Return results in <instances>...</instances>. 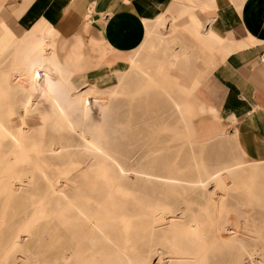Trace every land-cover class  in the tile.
<instances>
[{
	"label": "bare ground",
	"instance_id": "bare-ground-1",
	"mask_svg": "<svg viewBox=\"0 0 264 264\" xmlns=\"http://www.w3.org/2000/svg\"><path fill=\"white\" fill-rule=\"evenodd\" d=\"M53 36L54 32L52 27H50L49 23L45 20H41L29 31L27 38L15 40L12 44L8 45L7 50L12 49V74L9 81L13 82L16 87L26 90L28 97L21 102L20 112L15 110L10 100L0 99V197L4 194L6 195L4 198L9 199V196L12 195L16 170H21L30 166L31 169L37 172L43 179L40 181H46L48 187H50L57 196L58 202L54 205L53 200L49 199L47 201L40 196L36 201L30 204L33 215L30 217L29 221L34 224L41 218L44 219L48 214L47 209L50 207L52 210V218L60 224L61 231L65 234H63V236L66 240L62 242V245L60 244L63 248L61 251L64 257L63 264H85V258H92L95 248L99 247L98 240L103 241L106 247L118 250V255L124 258L128 264H143V260L140 258L130 257L129 250L132 247V243H138L141 239L145 238L148 233L156 234L155 230H157V232L162 231L161 228L159 229V225L166 222L167 218L165 217V212H170V207L176 208L184 206L186 209L191 208L194 203L193 200L190 199V194L198 190V193L194 194V200L202 201V205L204 204L207 207L210 206L215 215V220L217 221L226 211L225 202L229 195L228 190L234 189L235 187H233V185L236 186L237 178L235 174L240 172V170L242 172L247 169L255 168L251 164L253 162H256L257 165L260 166V169L264 168V158H256L251 161H234V163L229 166L220 165L219 167L213 166L208 168L207 166L201 167L197 165L195 171L189 175L185 173H175V171H169L166 175H162L164 179L161 181L162 185L160 183L161 190L158 191V193L151 192L149 194L145 189L137 190L125 187L122 177L119 174L116 175L113 168L114 165H117L119 170L123 171L121 166L107 154L113 153L111 149L112 146L108 144L107 140L103 142V139L108 137V135L104 134L102 128L103 126H107L105 124L107 121L108 106H110L109 99L105 103H102L104 104L103 109L101 114L96 118L86 116L84 120L78 121V123L81 122V126L79 125L81 128L75 127L73 121H70L69 113H71V108L64 111L60 106H57L54 100L56 96H62V98L68 97L72 100V97H74L76 93H79L78 90L81 86L87 87L89 90L93 89L96 84L115 71L108 73L104 70L105 68L103 66L102 70L96 74L94 80H90V73L69 71L67 66L61 64L58 60L55 53V41ZM132 63H134V56L131 57L129 61L130 65ZM141 75L145 79L149 78L147 73L142 72ZM0 80V92L5 93L9 87V81L6 80L5 77H1ZM136 91L137 96L139 94L140 96L142 95L139 88ZM195 104L189 100L182 107V127L184 130L188 128V123L183 118L186 117V119L188 118L191 121L194 114L197 113L199 115L200 113L198 111V106L201 105L195 106ZM35 105L40 107V114L30 119L28 110H30V108L32 109ZM57 112L61 113L60 116L65 119L66 123H71V133L80 132L79 135H77L78 138L82 137L81 130L85 123H92L91 126L99 125L100 127L96 131V136L88 139V142L97 140L98 144L96 145V149L100 154L91 156L90 160L83 166L80 163L76 164V162H74V156H77L79 148L82 146L80 142L77 141L72 143L71 134L69 138L65 134L53 132L48 129V120L53 116L52 114H56ZM130 115L131 113H129V116ZM134 121L135 119H132L129 123L134 124ZM118 123L121 124L122 122ZM191 123L193 122L191 121ZM153 124L154 122L151 123V126H153ZM15 128L18 129V132H11V130ZM28 132H30V134L26 135ZM114 132H116V130L110 131V134L112 135ZM8 137L11 139L9 142ZM28 138L29 143L26 141ZM149 139H151V144L146 145L141 144L140 138L137 137L133 144L124 143L121 145L122 147L119 152L114 151V153H117V156H122L125 159L136 158V162L132 165V168H134L137 163L142 160L143 156L146 158L149 156H158L157 152H159L161 148L156 145V135L152 134L149 136ZM198 142L201 141L196 138V136L194 139L186 141L188 145ZM130 145L133 146L132 149L127 148ZM125 147L127 148L126 151ZM96 157L98 160L94 161ZM58 159H66L68 161V166L56 162ZM111 160L114 165L110 163ZM72 163L75 164L76 167L73 168L71 166ZM6 164L9 165L6 167L8 170L2 171V166ZM17 165H20L21 168L16 169L15 166ZM174 166H176V163ZM241 166L246 169L242 170L243 168ZM254 173L253 178L251 177L252 179L248 178L249 184H247V186L250 195H253L256 177L258 176V179H260L259 174L256 172ZM143 174L145 177H148V182H151V177L161 178L157 172ZM130 178H132V176H130ZM135 179L136 177L134 180ZM38 183L40 184V182ZM76 183L80 185L77 186ZM37 184L36 187L33 186L32 190L29 188L31 194L38 190ZM15 193L17 192L15 191ZM263 193V189H260L261 196H263ZM147 198L153 199L154 202L146 200ZM128 203L133 204L131 206V211L128 210L130 214L119 210ZM152 207L155 208L154 214L151 212L153 210ZM27 208H29V203ZM180 211V216L183 217L185 209H181ZM27 213V210L23 211L22 216L25 217ZM246 216L245 219L249 220L250 215ZM180 220H183V218H180ZM188 221H190L193 228H198L200 220L196 214H193L191 219L189 217ZM44 223L46 224V222ZM241 224L244 229V221H241ZM44 227L45 226H43V229ZM15 229H12L11 233V238L14 240L15 244L25 243V237L28 239L29 237H33L32 233L29 231V222L23 227L20 226V228ZM49 230L51 229L49 228ZM174 233L175 232L164 235L163 241H170V243H194L193 246L199 248L207 243V236H205L201 229H198L197 234L193 235H191L187 229H184L183 233L178 236ZM215 236V242L216 239L218 240V238L223 237L220 236L218 232ZM150 238L149 243H153L156 239L151 236ZM174 239L178 241H174ZM248 239L249 241H253L251 235L248 236ZM29 242L30 241L27 243ZM104 254H106V256L108 255L107 250ZM136 256H138V253ZM186 258L188 260L190 254H187ZM251 261L254 263V260ZM208 262L210 261L206 254L201 253V257L199 255L193 256L190 264H208ZM241 262V260L232 257L229 264H241ZM162 264H164V262Z\"/></svg>",
	"mask_w": 264,
	"mask_h": 264
},
{
	"label": "rangeland",
	"instance_id": "rangeland-1",
	"mask_svg": "<svg viewBox=\"0 0 264 264\" xmlns=\"http://www.w3.org/2000/svg\"><path fill=\"white\" fill-rule=\"evenodd\" d=\"M11 51L12 49L7 50L0 57V78L5 77L8 81L12 74ZM137 64V55L135 54L134 63L129 66V71H115L90 90L87 87L81 86L78 90L79 93H76L74 96L76 98L72 97L74 101L68 97L62 98V96H56L54 99L57 106H60L64 111L71 108V113H69L70 121H73L75 127H80L81 122L78 123V121L84 120L86 116L96 118L100 115L104 105L102 103H105L109 99L110 106H108L107 110V121L105 120V125L107 126H103L102 128V131L104 134L108 135V137L103 139V142L107 140L108 144L112 146L111 149L113 153L107 154L121 166L123 171H120L119 167L114 165L112 160L110 161V163L114 165L115 174H119L122 177L125 187L137 190L145 189L149 194L151 192L158 193V191L161 190V181L164 179L162 175H166L169 171L189 175L195 171L197 165L201 167L207 166L208 168L213 166L219 167L220 165L229 166L234 163V161L241 162L245 160V153L238 147L233 137H223L215 143L218 144V146L203 142L191 145L186 143L187 140L195 138L191 121L193 122L194 117L198 114H194L191 121L188 118L186 119V117L183 118L188 123V128L184 130L182 127V107L189 100L194 104L196 102L195 106L200 105L196 99L191 96L201 80L200 73H195L193 85L189 89L171 87L168 82L167 74L163 77V80H161L157 75H150L147 73L149 78H144L146 82L142 75V81L139 82L138 72L136 71L138 68ZM9 82L7 91L5 93L0 92V99L10 100L15 110L20 112L21 102L28 97V94L23 88H18L13 82ZM145 84L148 86H144ZM138 88L142 94L141 96L139 94V97L136 95V90ZM35 106L28 110L30 119L40 114V107L37 105ZM201 110L202 107L198 106V111L200 112ZM129 113H131L130 116ZM52 115L53 116L48 120V129L53 132L65 134L69 138L71 134L72 143L79 141L82 145L81 148H79L77 156H74V162H76V164L80 163L83 166L90 160L91 156L100 154L96 149L98 141L92 140L88 142V139L96 136V131L100 127L99 125L91 126L92 123H85L81 130L82 137L78 138L77 135H79L80 132L71 133L70 127L72 125L71 123H66L65 119L60 116L61 113L57 112ZM132 119H135L134 124L129 123ZM118 122H122L123 124ZM152 122H154L153 126H151ZM112 130H116V132L111 135L110 131ZM11 132L17 133L18 129L15 128L11 130ZM30 132L26 135H29ZM152 134L156 135V145L161 148V150L157 152L158 156H149L147 158L143 156L142 160L132 168L133 163L136 162V158L125 159L122 156H117V153H114V151L119 152L122 147L121 145L124 143L133 144L137 137L140 138L141 144L150 145L151 139H149V136ZM9 141H11L10 137H8V142ZM26 141L29 143V138ZM211 145L214 146L211 147ZM127 148L132 149L133 146L130 145ZM127 148L125 147V151ZM259 154L260 156H264V151H261ZM97 160V157L94 158V161ZM56 162L68 166V161L66 159H58ZM175 163L176 166H174ZM254 163L256 162L251 164L255 168L247 169L242 172L240 170V172L235 174L237 178L236 186L233 185L235 188L228 190L229 195L225 202L226 211L219 220H215V215L210 206L207 207L204 204L202 205V201L194 200V194L198 193V190H195L194 193L190 194V199H192L194 203L192 207L189 209H186L184 206L176 208L170 207V212H165V217L167 218L166 222L159 225V229L161 228L162 231L157 232V230H155L156 234L148 233L147 236L138 243H132V247L129 250L130 257L140 258L143 260V264H162L163 262L164 264H190L193 256L199 255L201 257L202 253L206 254L208 257L210 261L208 264H229L232 257L241 260V264H264V193L263 196L260 195V189L264 191V168L260 169V166ZM8 166V164L2 166V171L8 170V168L6 169ZM71 166L73 168L76 167L73 163ZM15 168L20 169L21 167L17 165ZM244 169L246 168L242 170ZM151 172L159 173L161 178L151 177V182H148V177H145L143 173ZM254 172L259 174L260 179H258V176L256 177L253 195H250L247 186V184H249L248 178H253ZM130 176H132V178H130ZM135 177L136 179L134 180ZM14 178L12 195L9 196V199H5L4 197L6 195L4 194L0 197V264H63L64 257L61 252L63 248L60 244L62 245V242L66 239L63 236L64 233L61 231L60 224L52 218V210L50 207L47 209L48 214L44 219L41 218L34 224L29 221L30 217L33 215V210L30 207L31 202L36 201V199L42 196V198H45L47 201L49 199L53 200L55 205L58 202L57 196L52 189L48 187L45 180L43 182L40 181L42 178L37 172L31 169L30 166L21 170H16ZM38 182H40V184ZM36 184L38 190L33 193V195L30 191L33 186L36 187ZM76 184L77 186L80 185L79 183ZM15 191L18 194L15 193ZM146 200L154 202L153 199L147 198ZM28 203L29 208H27ZM127 205L121 207L119 210L130 214L129 211H131V206L133 204L128 203ZM152 209L151 212L154 214L155 208L152 207ZM181 209H185L183 217L180 216ZM25 210H27L28 213L24 217L22 216V212ZM193 214H196L200 220L198 228H193L190 221H188L189 217L191 219ZM246 215H250L249 220L245 219V217H247ZM178 216L183 218V220H180ZM47 217L50 219L48 220ZM241 221L245 223L244 229ZM28 222L29 231L32 233L34 239L33 237H29V239L25 237V243L15 244L14 240L11 238L12 229H18L20 226L23 227ZM44 222H46V224ZM43 226H45L44 229ZM49 228L51 230H49ZM222 228L223 232L225 231L224 233L222 232ZM184 229H187L191 235L197 234L198 229H201L205 236H207V243L199 248L194 247V243H170V241H163V236L167 233L175 232L174 234L178 236L183 233ZM217 232L223 237L218 238V240L216 239L215 242V235ZM249 235L252 236L253 241H249ZM150 236L156 238L153 243H149L151 239ZM28 241L30 242L27 243ZM174 241L178 240L174 239ZM98 243L99 247L95 248L92 258H85V264H128L124 258L118 255V250L106 247V244L101 240H98ZM106 250L108 253L107 256L104 254ZM137 253L138 256H136ZM187 254H190L188 260L186 258ZM251 260H254V263Z\"/></svg>",
	"mask_w": 264,
	"mask_h": 264
},
{
	"label": "crops",
	"instance_id": "crops-1",
	"mask_svg": "<svg viewBox=\"0 0 264 264\" xmlns=\"http://www.w3.org/2000/svg\"><path fill=\"white\" fill-rule=\"evenodd\" d=\"M41 20L59 62L90 80L129 71L135 54L139 82L167 74L189 89L200 73L196 138L234 137L245 161L264 158V0H0V55Z\"/></svg>",
	"mask_w": 264,
	"mask_h": 264
}]
</instances>
